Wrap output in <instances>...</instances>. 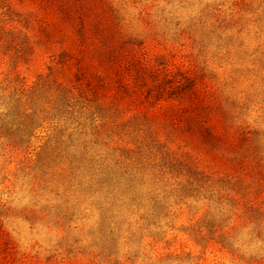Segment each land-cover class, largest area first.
Wrapping results in <instances>:
<instances>
[{
	"label": "rangeland",
	"instance_id": "rangeland-1",
	"mask_svg": "<svg viewBox=\"0 0 264 264\" xmlns=\"http://www.w3.org/2000/svg\"><path fill=\"white\" fill-rule=\"evenodd\" d=\"M0 264H264V0H0Z\"/></svg>",
	"mask_w": 264,
	"mask_h": 264
}]
</instances>
